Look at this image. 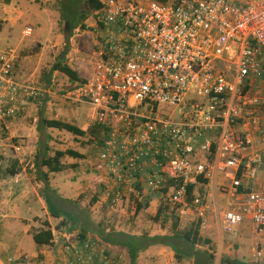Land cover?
<instances>
[{"label":"built area","instance_id":"2783aa9c","mask_svg":"<svg viewBox=\"0 0 264 264\" xmlns=\"http://www.w3.org/2000/svg\"><path fill=\"white\" fill-rule=\"evenodd\" d=\"M98 2L88 26L97 60L64 97L106 130L96 168L111 181L112 205L163 191L180 214L202 218L196 188L220 172L230 181L220 226L232 233L250 220V257L264 264V0ZM48 93L14 80L0 57V120ZM61 252L59 264H124L88 237Z\"/></svg>","mask_w":264,"mask_h":264},{"label":"rangeland","instance_id":"374dc122","mask_svg":"<svg viewBox=\"0 0 264 264\" xmlns=\"http://www.w3.org/2000/svg\"><path fill=\"white\" fill-rule=\"evenodd\" d=\"M82 8L83 28L74 30L69 39L65 63L85 79L89 77L93 63L97 60V49L88 29L95 10L86 5ZM60 11L59 0H0V57L9 59L14 80L33 82L50 93L26 101L20 113L0 120L1 264H58V258L62 257L63 242L79 236L82 227L88 228L85 237L105 244L99 238L100 230L105 233L113 231L152 237L169 234L174 219L168 217L164 223V215H161L158 221H154L152 217L156 213L150 216L142 208L133 212L131 208L136 209L137 206H131L124 198L112 205L111 181L96 168L106 130L98 125L88 124L85 105L73 103L64 97L74 83L65 75L51 71L52 65L65 49ZM26 29H30L29 35L23 34ZM20 69L25 75L17 72ZM158 108L166 109L162 106ZM187 110L185 108L181 112ZM42 118L73 124L84 131V135L75 136L65 130L38 128ZM18 123L20 126H12ZM68 151L75 152L77 156L63 155L60 158L63 165L60 172H48L46 167L35 166V156L38 153L52 157L57 152ZM12 170L16 172L14 175L9 174ZM216 175L219 178L222 174L217 172ZM210 182L211 178L208 179L206 187L201 189L204 196L210 194L207 197L209 203L205 200V204H209L213 208L211 211H214ZM196 190L199 193V186ZM219 192V189L216 190V195ZM143 195V199H160V202H164L168 207L167 215L172 213L170 216L178 217L180 230L188 229L200 219L199 231L202 237L210 240V244L199 248H208L214 256L213 264H219L223 256L231 258L232 254L224 252L217 242L216 232L221 228L219 214H216L213 222H208L210 210H206L202 218L192 212L182 215L168 203L163 191L147 192L143 189ZM224 198L227 197L222 199ZM21 199H40L42 209L38 206L27 208L20 202ZM45 199L55 207L57 217L49 213ZM218 199V212H221L225 204L221 198ZM45 221L50 222L48 224L52 230L53 241L51 245L38 249L29 238L32 239V232L42 228ZM25 223L29 226L23 235L21 230ZM245 223L250 232V222ZM221 233L226 236L225 239L229 240L228 244L231 246L234 243L231 237L234 235L223 231ZM155 246L164 251L150 254L147 248L139 253L138 264H193L185 257L177 261L168 246ZM232 249L234 248L231 247L230 250ZM123 251L113 248V252L125 254ZM124 256L127 261V255ZM243 261L252 264L249 255L245 254Z\"/></svg>","mask_w":264,"mask_h":264},{"label":"trees","instance_id":"16d2710c","mask_svg":"<svg viewBox=\"0 0 264 264\" xmlns=\"http://www.w3.org/2000/svg\"><path fill=\"white\" fill-rule=\"evenodd\" d=\"M159 2H166L167 0H156ZM60 4V15L63 22V40H64V51L60 54V58L52 65L51 71L59 72L65 75L71 83H80L83 82L78 73L73 70L68 64L65 63V55L68 50V41L71 38L74 30L83 28L82 22L84 19L83 5L90 6L93 10H96L99 6L98 0H59ZM53 128L58 130H65L75 136L84 135V131L79 129L77 126L62 122L59 120L53 119H40L38 123V128ZM99 127V126H98ZM77 156L75 152L68 151L67 153L57 152L54 156L50 157L47 155H41V153L36 154V167H46L48 172H60L63 169V165L60 162V158L63 155ZM15 171H10V175H14ZM46 177V175H44ZM207 182L208 179H204ZM193 186L190 187L189 193L192 192ZM199 193L202 194L201 188H199ZM200 194V195H201ZM203 195V194H202ZM112 196V195H111ZM49 213L53 217H57L58 213L55 207L51 204L48 199H45ZM144 205L138 204L137 210H141ZM168 207L164 205V202H160L156 214L152 217V220L158 221L161 215L163 216L162 222H167V218H174L170 226V234L168 235H157V236H148V235H128L122 232H108L104 231L99 232V238L112 246H120L126 249L127 256L129 259V264H137V259L139 253L147 249L151 245L160 244L163 246H168L174 252V257L177 261L181 260V257H185L188 260H191L193 264H213L214 256L207 249H200V246H208L210 240L204 238L200 235V224L201 221L198 219L196 222L192 223L188 229L180 230L178 228L179 219L177 216L167 215ZM63 224L65 223L62 222ZM162 223V224H164ZM88 231L87 227L81 228V233L79 237L84 239ZM32 241L35 246L44 247L52 244L53 234L52 230L49 227L48 222L42 223V228L35 230L31 234ZM219 264H249L244 261L229 258L223 256L219 260ZM254 264V263H252Z\"/></svg>","mask_w":264,"mask_h":264},{"label":"crops","instance_id":"0c3cea01","mask_svg":"<svg viewBox=\"0 0 264 264\" xmlns=\"http://www.w3.org/2000/svg\"><path fill=\"white\" fill-rule=\"evenodd\" d=\"M17 72L18 73L21 72V74L25 75V72L24 71L22 72V69H20V71L18 70ZM80 76L83 79V76L82 75H80ZM13 125L20 126L19 123L18 124H12V126ZM198 159H199V157H198ZM211 180H212V182H210L211 183L210 185L212 186V188H211V195L214 198V199H211V202L213 204H215V207H214L215 210L214 211H211V210H213V208L211 209L210 205L209 204H206L207 205L206 206V210H210L209 211L210 214L207 216V218H208L207 221L208 222L209 221L213 222L214 221V217H216V214H219V216H221L222 212L227 208L226 206H227V201H228L227 199L228 198H224V199H222V198L224 196L227 197L224 194V188L227 187L229 185V183H230V181L228 179L224 178L223 175H221L219 178L217 177V175H215V177L213 179H211ZM260 180H262V179H260ZM203 181H205V180H202L201 185H198L199 188H203V186H204V188L206 187V184L208 183V181L206 183L203 182ZM256 184L258 185L259 184V181L256 180L253 183H251L252 186H257ZM218 189L220 190V192L217 193V195H216V190H218ZM209 196H210V194H206V196H204V198H205L204 200H207L208 203H209V200L207 199V197H209ZM218 198H221V201L223 202V204H225L224 205V210H222L221 212H218L219 211V207H218V200L219 199ZM20 202L23 203V205H25L27 208H30L32 206L33 207L38 206L40 209H42V202H41L40 199H21ZM31 202H33L34 204L31 205L30 204ZM159 204H160V199H143V202L141 203V205H144L142 207V210L145 211V212H147V214H149L150 216L151 215L153 216L157 212V209L159 207ZM131 209H132L131 211H133V212L135 210L136 211H139V210H137V208L136 209L135 208H131ZM247 221L250 222V220H248V219L244 220L242 222V224H240L238 227H236L235 231L233 233H231L232 235H234V236L231 237L232 238V241L234 242L233 244H231V246L228 244L229 240L228 239H225L226 236L224 237V235H222V233H221V231H223L222 228L219 227V230H217V232H216V236L218 238V241L217 242H218L219 246L221 247V249L224 250V252H230V254H232L231 258H233V259L235 258V259H238V260L243 261L245 254L250 256V250H251V246L253 244V241L255 240V236H254V229H253V226H252V223L251 222L248 223L251 226L250 232L248 231V226L245 223ZM243 224L246 225V227H243L242 226ZM28 226L29 225L26 224V223H25V225H23V228L21 230L22 233H23V235L26 234ZM208 227H210V229H211V225H209ZM223 232H225V231H223ZM226 233H228V232H226ZM132 235H135V234H132ZM163 235H168V234L167 233H164ZM200 235L202 236V233H200ZM19 236H20V234H19ZM223 239H225L224 245H223ZM29 240L32 241L31 238H29ZM104 245L107 246L108 251H109V253L112 256H115L117 254H122L123 255L124 264H129V259L126 261L125 256H124L125 254L127 255V252H126V249L125 248L120 247V246L108 245L107 243H105ZM231 247H233L234 249L230 250ZM113 248L122 249V250H124L123 252L125 254L113 252ZM148 248H149V251H150L149 253L150 254L159 253V250H160V252L164 251V250H161L160 247H157L155 245L149 246ZM127 258H128V256H127ZM58 260L59 261L57 263L59 264L60 262H62V257L60 256L58 258ZM0 264H1V262H0ZM137 264H138V259H137Z\"/></svg>","mask_w":264,"mask_h":264}]
</instances>
